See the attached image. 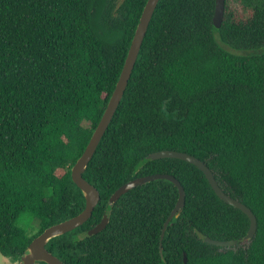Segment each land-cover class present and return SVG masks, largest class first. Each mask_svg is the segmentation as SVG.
Instances as JSON below:
<instances>
[{
    "label": "trees",
    "instance_id": "1",
    "mask_svg": "<svg viewBox=\"0 0 264 264\" xmlns=\"http://www.w3.org/2000/svg\"><path fill=\"white\" fill-rule=\"evenodd\" d=\"M148 0H0V253L14 264L46 229L85 209L71 169L124 69ZM98 10L97 16L94 11ZM160 0L124 98L84 178L92 218L47 249L65 264H264V0ZM160 151L194 156L206 175ZM183 186L185 207L162 239ZM109 214L107 227L91 234ZM31 232V234H30ZM237 241L231 248L205 238Z\"/></svg>",
    "mask_w": 264,
    "mask_h": 264
},
{
    "label": "water",
    "instance_id": "2",
    "mask_svg": "<svg viewBox=\"0 0 264 264\" xmlns=\"http://www.w3.org/2000/svg\"><path fill=\"white\" fill-rule=\"evenodd\" d=\"M159 2L160 0H148L145 9L143 11L140 23L138 25L135 37L133 39L124 69L117 83L116 89L107 105V108L104 112V115L100 123L94 130L92 138L85 152L71 169L73 182L81 190L85 199L84 211L67 221L49 227L40 236L36 237L29 245L26 252L23 254L22 264H65L62 260H60L58 257L54 256L51 252H49V250L47 249V245L53 239L74 232L75 230L86 224L92 218L96 207L99 205L101 201L100 192L95 186L90 184L84 178L83 175L87 171L90 162L92 161L94 155L96 154L124 98L125 92L128 88L137 60L139 58L145 37L149 30V26L154 17ZM225 12H226V0H216L214 25L218 29L221 28L224 22ZM166 158L183 160L188 163H191L192 165L197 166L206 175L213 190L221 200L243 211L249 217L251 221V227L246 239L250 240L255 237L258 226H257V218L255 217L253 212L246 205L232 198L231 196L227 195L223 191V189L220 187L219 183L217 182L213 172L204 162H202L201 160L197 159L194 156L177 151H160L150 156V159L152 160H159ZM159 180L170 181L171 183L175 184L178 187L180 192V199L178 205L174 209L172 215L169 217V219L165 224L161 239V241H163L169 225L180 217L182 210L185 207L184 188L174 176L156 174V175H151L133 180L128 184L122 186L118 191H116V193L111 198L110 203L111 204L116 203L123 195H125L126 193H128L129 191L133 190L136 187L143 186L150 182L159 181ZM108 223H109V214L106 213L103 221L91 231V234L97 235L98 233L102 232L107 227ZM205 240L207 243L211 245L222 248H231L238 244L237 241H217V240H212L211 238L208 237L205 238ZM161 254L163 257V261L166 264L162 244H161ZM185 263L187 264L186 255H185Z\"/></svg>",
    "mask_w": 264,
    "mask_h": 264
},
{
    "label": "rangeland",
    "instance_id": "3",
    "mask_svg": "<svg viewBox=\"0 0 264 264\" xmlns=\"http://www.w3.org/2000/svg\"><path fill=\"white\" fill-rule=\"evenodd\" d=\"M94 14L97 16L98 10H95ZM30 234H31V232H30ZM0 264H14V263L11 260L2 256V254L0 253Z\"/></svg>",
    "mask_w": 264,
    "mask_h": 264
}]
</instances>
